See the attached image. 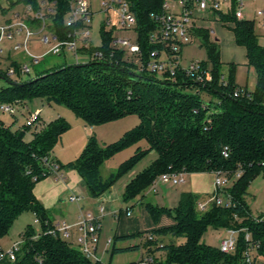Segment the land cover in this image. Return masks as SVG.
Returning <instances> with one entry per match:
<instances>
[{
  "label": "trees",
  "instance_id": "1",
  "mask_svg": "<svg viewBox=\"0 0 264 264\" xmlns=\"http://www.w3.org/2000/svg\"><path fill=\"white\" fill-rule=\"evenodd\" d=\"M49 1L55 3L57 10L53 28L64 36L71 31L64 19L74 0ZM133 3L141 47L139 59L129 58L124 50L114 47V30H105L103 24L102 45L80 51L88 57L85 63H63L20 83L0 71V77L8 81V86L0 90L1 104L14 101L22 104L45 98L72 110L89 128L136 115L138 125L114 143L101 146L91 135L79 158L70 165L81 176L88 196L101 197L153 151L156 159L126 185L125 203L144 197L165 173L222 171L233 180L232 186L222 191L229 194L230 207L211 202L201 212L198 209L201 198L191 192H183L174 208L158 207L150 202L145 205L155 224L162 216L173 221L171 226L151 231L153 239L148 236V247H152L156 235L159 238L170 235L169 243L160 241L156 248L164 254L165 264H246L245 235L250 232L253 243L259 245L258 254L264 257V221L252 218L246 201L251 183L264 174V47L254 22L237 20L233 15H218V20L234 24L231 30L235 42L246 50L247 66L256 74L253 91L236 83L237 65L231 64L227 72L224 70L219 43L211 40V32L205 28H196L194 35L207 52L208 61L202 62V66L211 71L213 81L201 85L182 70L177 71L175 79L166 73L165 81H160L146 66L150 54L160 49L150 41V34L158 28L151 14L161 10L163 0H133ZM11 64L20 68L16 62ZM203 92L212 97L207 109L202 107L204 101L200 94ZM69 129L70 124L59 117L34 131L32 140L26 141L29 128L13 130L0 120V239L26 211L33 212L42 225V233L36 239L33 237L37 234L31 228L24 231L15 262L0 264H100L85 257L64 238L44 234L54 224L48 216L50 211L34 193L37 183L49 176L43 159L52 154L54 146ZM141 141H146L148 147L138 146L135 154L117 171L103 178L101 169L107 161ZM225 148L228 157L222 154ZM60 166L64 168L61 163ZM238 174L240 177L236 178ZM209 228L242 230L235 253L225 254L219 247L202 242ZM135 236L115 237L112 254L137 249L138 245L117 247V243Z\"/></svg>",
  "mask_w": 264,
  "mask_h": 264
},
{
  "label": "rangeland",
  "instance_id": "2",
  "mask_svg": "<svg viewBox=\"0 0 264 264\" xmlns=\"http://www.w3.org/2000/svg\"><path fill=\"white\" fill-rule=\"evenodd\" d=\"M91 4L92 18L89 24L91 30L90 41L92 47L98 48L102 45V27L106 20V15L100 11L101 0H89ZM263 3L258 1L250 5L255 8L262 6ZM245 12V10H244ZM247 13V12H245ZM251 21L254 22L255 32L259 37L260 44L264 47V30L260 24V19L255 18L254 15H250ZM114 24L116 19L113 18ZM230 23V22H229ZM231 27L233 23L229 24ZM112 27H106L105 30H112ZM216 33L219 32V27L214 26ZM115 37L119 38H133L134 33L132 31L116 30ZM12 44L5 43L3 45L5 51L0 54V69L6 71L11 66L12 62H16L19 65H28L31 68V73L23 75L21 77L14 76V82H26L34 79L37 73L57 67L63 63L77 64L85 63L88 60L86 55L80 54L78 56L65 52L61 55H46L38 64H35L32 58L24 51L10 50ZM51 46L42 44L39 36H34L28 47V52L33 55L42 56L50 50ZM10 53V54H9ZM208 61L207 52L205 48L200 47L199 42L187 45L183 48L180 58V66L188 68L193 62H206ZM139 62V60H136ZM226 71V69H224ZM165 75L161 72L157 74V79L165 81ZM235 81L238 84L247 86L250 91H253L256 86V74L254 69L246 66H237L235 71ZM8 86V81L5 78L0 77V90ZM201 99L208 103L211 100V96L203 92L200 94ZM16 102V101H14ZM24 105H16V111L14 114L4 113L0 110V120L7 126H11L13 130H17L24 127L27 122V118L32 114H39L42 121V125L47 124L56 118L62 117L69 124L70 129L64 133L57 144L52 150V155L57 157L64 168L61 170L64 175H67V183H63L61 180H56L52 175H49L40 180L36 185V196L41 205L46 210H51L49 218L52 221L61 220L60 213L57 209L52 210L57 204L63 208L66 212V220L69 223L75 221L74 216L79 210L77 203L69 201L70 196H81L85 200L82 205L85 208H91V206H100L98 200H91L87 194L86 187L83 184L78 172L71 168L70 165L75 162L81 153L83 152L87 138L94 135L99 141L101 146L109 145L118 141L127 131L135 128L139 123V118L136 115L127 116L120 120L110 122L101 126L93 127V130L85 127V123L76 116V114L64 105L58 104L54 101H48L45 98H34L28 101H23ZM1 106V102H0ZM89 133V135H88ZM34 131L29 130L26 133L25 140L30 141L33 138ZM138 146L147 148L146 141H141L139 144L130 146L119 153H117L112 159L107 161L101 169V175L103 178H108L112 173L118 170L120 165L127 159L131 158ZM157 157V154L153 151L147 154L137 165H135L130 171L123 174L116 182L110 194L113 196L123 197L127 182L135 175L146 169ZM185 183L180 185L171 186L158 182L156 184L157 192L153 191L144 198V204H139L140 198L130 201L128 203L120 202L119 200L114 203L116 206H120L123 212L129 208L131 219H135L139 222L138 232L134 233L136 236L126 241L117 243L118 247H129L138 245V248L132 251H125L112 254L113 244L108 246V240L114 239L116 232L119 228V222L112 213L111 208L106 211L105 218L103 220V228L101 233V239L98 246L97 256L100 264H138L143 258L151 254L155 258L156 264H165L166 259L162 252L157 251V246L160 245V241L163 244H167L171 241L170 235L160 237L155 236V241L151 248L148 247L150 236V226L153 224L151 218L144 212L145 205L150 202L155 206H164L168 208H174L178 205L179 196L182 192H191L198 196H204L206 194H212L216 192L215 181L216 174H188L185 178ZM246 201L249 211L253 217H259L264 211V174L259 175L250 185L248 193L246 195ZM168 219H162V222H167ZM121 227V225H120ZM27 228H31L34 234L42 233V225L39 218L30 211H26L21 214L12 224L8 234L0 239V249L7 250L12 247L16 242L22 241V234ZM72 236L69 239H65L71 243L73 247H78V230L74 229ZM228 235L227 230H215L209 228L202 238V242L211 245L218 246L220 240ZM181 240H178L180 242ZM150 249L151 252H150ZM97 262V261H95Z\"/></svg>",
  "mask_w": 264,
  "mask_h": 264
},
{
  "label": "built area",
  "instance_id": "3",
  "mask_svg": "<svg viewBox=\"0 0 264 264\" xmlns=\"http://www.w3.org/2000/svg\"><path fill=\"white\" fill-rule=\"evenodd\" d=\"M262 2L263 5L257 8L250 6L255 2ZM133 0H101L100 11L106 15L104 27H112L114 33L116 30L132 31L133 38H113L112 45L126 52L130 58L139 59L141 56V47L138 43L137 16L133 9ZM247 12L245 13L244 12ZM56 5L49 0H0V54H3L5 43H11L10 50L24 51L33 60L35 64L48 54L61 55L70 52L76 56L80 51L92 46L90 41L92 11L89 0H74L73 6L64 19V24L71 29L66 35L61 36L57 30H54V17L56 16ZM233 15L237 20H251L250 15L260 19V24L264 30V0H163L162 8L159 12L152 13L151 18L157 24V30L150 34V41L160 46V49L154 50L150 54V61L146 68L149 72L158 74H169L170 78L175 79L179 70L184 71L187 76L193 78L201 85H206L213 81L210 70L202 66V62H193L188 68L180 66L182 50L185 46L199 42L195 37L196 28H203L202 23L207 22L210 18L218 20V15ZM113 18L116 19L114 24ZM220 21V20H218ZM230 24L232 22H225ZM39 36L40 42L50 45V50L42 55L37 56L28 52L31 39ZM10 54V53H9ZM1 65V62H0ZM16 69L9 66L5 74L13 79L14 76L21 77L31 73L28 65H19ZM0 71H2L0 69ZM16 105H22L19 101L12 103H3L0 110L4 113L14 114ZM204 109L208 108V103H203ZM42 121L39 114L32 113L24 127L33 131H38L42 127ZM223 156L228 157V149L223 150ZM46 166V172L53 175L57 180H65L60 163L51 154L43 159ZM215 187L216 192L207 201L199 202L198 209L205 212L211 202L219 206L230 207L231 200L229 194L222 191L230 188L233 180L222 171H217ZM240 177L238 174L236 178ZM186 173L169 172L162 174L151 190L156 193V184L158 182L169 184L171 186L185 183ZM81 196H70L72 203L83 201ZM105 213V207H100V216L90 211H81L75 224L61 222L54 224L52 229H48L44 234L60 236L69 239L73 230H78V248L85 257L92 261H99L97 256L102 230L101 217ZM130 216V212H126ZM117 217V215H115ZM252 216V215H251ZM257 222L264 221V211L259 217H253ZM242 230L228 229V235L220 240L219 249L225 254H233L237 249L238 237ZM246 232V230H243ZM34 236L33 239L39 237ZM150 239H153L150 236ZM245 240L248 248L244 252V261L246 264H257L254 253L258 256V244L253 243L250 232H246ZM113 239L108 240V246L112 245ZM23 240L16 242L7 250L0 249V263L8 261L15 262L18 253L21 250ZM263 257V256H261ZM138 264H155L152 256L143 258Z\"/></svg>",
  "mask_w": 264,
  "mask_h": 264
},
{
  "label": "crops",
  "instance_id": "4",
  "mask_svg": "<svg viewBox=\"0 0 264 264\" xmlns=\"http://www.w3.org/2000/svg\"><path fill=\"white\" fill-rule=\"evenodd\" d=\"M215 25L219 27V32L218 33H216V31L214 30V26ZM202 27L205 28V29H209L210 30V32H211V40L218 41L220 49H221V62L225 65L226 72L228 70L229 65H231V64H235L237 66L241 65V66L248 67L247 66L248 60H247V56H246V50H245L244 47L237 45V43L235 42V37H234V34H233L232 30H231L232 27L229 24H227L225 22H222V21H218V20H216L214 18H210L209 21L202 23ZM238 85L244 86V85H241V84H238ZM88 129H90V128H88ZM91 130H93V128H91ZM88 135H89V133H88ZM87 141H88V138H87ZM86 144H87V142H86ZM53 157L57 161L60 162V160L57 157H55V156H53ZM199 174H205V173H199ZM193 175H196V174H193ZM64 176H65V180H63L62 182L66 184L67 181H68L67 178H66L67 175H64ZM80 178H81V176H80ZM133 178H131L127 182V184ZM112 188L109 191H107L105 194H103L101 197H99V198H90L89 197V199H91V200H98L100 202L99 203L100 204L99 207L96 206V205L91 206V208H85L84 205L81 206V204H83L85 199H83V201H81L80 203H77L79 205V210L74 216L75 221L73 223L67 222L65 210L63 208L59 207L56 204L52 210H55V209L58 210V212L60 213V216H61V218H60L61 220L52 221L53 224L66 222L67 224L73 225V224H75L77 222L79 214H80L81 211H84V212L90 211V212L94 213L95 215H97V216L99 215L100 216V207L104 206L105 207V213L103 214V216L100 219L101 224H102V228H103V220L105 218L106 211L111 208L112 210H109V211H111L110 213H112V215L115 218H117V220L119 222V228H118V230L116 232V236L115 237L128 236V235L137 233L138 229H139L138 228L139 222L137 220H135V219H131L130 218L132 216V214H131V216H127L126 215V212L129 211V208L126 209L127 211L123 212V209L120 208V206L118 207V206L114 205V203L117 202L118 200L120 202H122V203L124 202V200H123V197L121 198V197H118L116 195L113 196L112 194H110V191L112 190ZM35 190H36V187H35ZM35 190H34V193L36 195V191ZM151 192H152V190L150 188L145 193L144 197H138V198H140L139 204H141V205L144 204V201H143L144 198L147 195H149ZM186 192H188V191H186ZM214 193H212V194L209 193V194H206L204 196H199L201 198L200 202L207 201ZM181 194H180V196H181ZM180 196H179V198H180ZM158 207H160V206H158ZM162 207H164V206H162ZM49 211H51V210H49ZM144 212L146 213V215L149 216V214L146 211L145 207H144ZM115 215H117V217ZM164 218H167L168 221L167 222H162V219H164ZM172 224H173V221L170 218H168L167 216H162L160 218L158 224H155L154 222H153V224H151L150 231H153V230H156V229H159V228L168 227V226H171ZM120 225H121V227H120ZM73 232H75V230H73ZM101 233H102V230H101ZM100 239H101V234H100ZM218 246H216V247H218ZM119 248H124V247H119ZM254 258L256 259L257 264H264V257L258 256L256 253H254Z\"/></svg>",
  "mask_w": 264,
  "mask_h": 264
}]
</instances>
